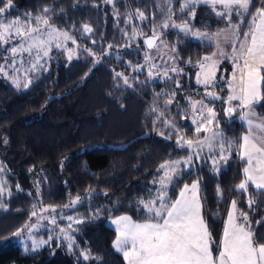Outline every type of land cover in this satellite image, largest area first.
I'll use <instances>...</instances> for the list:
<instances>
[{"label":"trees","instance_id":"obj_1","mask_svg":"<svg viewBox=\"0 0 264 264\" xmlns=\"http://www.w3.org/2000/svg\"><path fill=\"white\" fill-rule=\"evenodd\" d=\"M179 2L174 0L173 7L178 8ZM257 2L253 0L252 10ZM14 3L16 10L10 18L28 13L37 16L43 8L53 9L51 23L59 31L68 32L76 43L69 39L59 50L51 46L47 71L29 73L32 84L27 89L16 88L10 79L0 75V163L7 169L3 178L12 192L11 197H5L6 210H0V221L12 219L16 223L8 235L0 238V264H85L82 259L78 262L77 254L70 253L66 246L57 247L56 241L35 254L25 252L12 235L28 220L34 205L38 214L48 206L59 210L77 195L85 197V202L76 209H66L68 214L77 210L85 213L97 206L119 209L81 226L77 234L80 248L89 247L93 255L102 258L87 264H124L111 247L114 231L106 222L120 214L142 219L143 213L135 211L136 201L147 198L150 188L154 190L152 180L160 175L159 165L187 155L186 150L176 147L175 135L165 139L158 134L161 131L165 136L168 134L161 121L174 117L182 133L187 138L192 135L187 119L175 115V105L153 127L166 99L163 96L158 99L156 94L175 89L176 85L166 79L150 80L144 68L139 72L134 70L141 65L146 52H153L145 49L144 39L151 35L152 20L157 24L163 20L161 0H113L112 4L106 0H14ZM137 8L148 19L141 22L133 15L131 24L126 25L127 13L134 14ZM195 21L200 30L211 31L219 26L210 22L219 20L203 5L198 8ZM85 24L91 32H84ZM134 25L146 35L138 33L132 39ZM165 36L170 46H177L184 61L181 65L187 73L181 77L184 88L198 89L199 95L194 99L203 98V89L195 84L196 69L192 65L201 55L211 52L212 44L193 40L171 28ZM67 48L76 51L71 61L67 58ZM85 49H91L94 55ZM0 54L6 55L4 47H0ZM4 55H0V64ZM95 60L100 63H94ZM116 72L127 75L133 86H126L122 79L115 81ZM177 92V100L182 104L185 95H193ZM215 107L221 111V102L216 101ZM257 112L264 114V106H257ZM219 119L227 136L237 138V118L220 115ZM5 138L6 145L2 143ZM196 171L202 177L204 213L213 237L217 236L225 201L235 199L238 208L248 212L260 240H264V221L259 226L255 224L264 217V194L250 186L247 193L236 191L240 172L235 154L219 174L212 173L207 165ZM192 178L195 173L193 177L185 174L186 182ZM17 185L22 191L17 190ZM217 186L222 189V197L217 195ZM177 192L178 188L170 191V195L175 197ZM250 198L258 201L254 211L247 205ZM44 235L43 232L41 236Z\"/></svg>","mask_w":264,"mask_h":264},{"label":"snow or ice","instance_id":"obj_2","mask_svg":"<svg viewBox=\"0 0 264 264\" xmlns=\"http://www.w3.org/2000/svg\"><path fill=\"white\" fill-rule=\"evenodd\" d=\"M106 3L112 4L113 0H106ZM173 4L174 0H161L163 20L157 24L153 19L151 35L144 39L148 49H156L162 57H167L165 66L153 63L154 57L146 53L145 64L134 70L142 71L146 65L148 78L158 76L176 85L175 89L156 94L158 99L161 96L166 99L164 109L153 121V127L175 105V115L181 119H188L190 111L195 136L187 138L174 117L161 121L168 129V134L165 136L162 131L158 134L165 139L175 135L176 147L186 150L187 155L166 160L159 165L157 171L161 174L152 180L154 190L150 188L147 198L136 201L135 211L143 213L142 219H134L128 214L111 218L116 233L112 247L122 253L126 264H264V240H260L248 212L241 211L235 199L230 202L220 241L216 243L204 213L202 177L196 171L202 170V166L207 164L213 173L219 174L235 154L245 165L242 169L244 178L236 185V191L247 193L251 184L264 194V114L257 112V106H264V0L254 11L253 0H180L178 8L173 7ZM202 5L209 7L211 13L219 17L225 26L215 32L197 28L195 18ZM15 10L14 0H0V47H4L6 53L0 54L4 55L0 75L10 79L16 88L27 89L32 84L29 73L47 71L51 46L54 44L59 50L64 41L72 38L68 32L59 31L51 23L53 9L43 8L39 16L28 13L23 16V20L20 16L10 18ZM133 15L141 22L148 19L137 8L134 14L127 13L124 21L126 25L131 24ZM174 16L177 19H173ZM170 28L184 36L207 40L216 49L192 65L196 69L195 84L203 89V98L194 99L195 95H199L198 89H192L191 86L185 89L181 82V77L187 73L181 66L184 61L179 56L177 46H170L165 36ZM91 31L85 24L84 32ZM138 33L146 35L143 29L134 25L131 38H136ZM125 35L128 36V32ZM72 43H76L75 39H72ZM165 49L167 51H163ZM66 51L71 61L76 51L72 48ZM85 51L94 55L91 49ZM22 53L29 54L28 61L18 60ZM225 62L231 64L230 73L222 68ZM24 63H29L30 67L24 68L21 75ZM94 63L100 61L95 60ZM188 63L191 64V60ZM113 78L115 81L122 79L128 87L133 86L123 73L116 72ZM177 90L193 95H185V103L182 104L177 100ZM216 101L221 102V111H217ZM220 115L229 119L238 117L246 127L245 133L239 138H229L220 127ZM201 133L204 135L201 136ZM2 143L6 145L8 140L5 138ZM6 171V167L0 163V209L5 210V197L12 195L8 182L3 178ZM194 173L195 178L186 182L185 174L193 177ZM16 187L22 191L19 185ZM177 188L175 197L170 195V191ZM36 189V195L39 196V182ZM217 195L222 197L219 186ZM84 202L85 197L77 195L59 210L54 206L43 207L41 214H38L34 205L28 220L12 235L16 238L25 237L22 241L25 252L35 254L56 241L57 247L66 246L70 253L77 254L78 262L81 259L85 264L93 260L101 261L102 258L93 255L89 247L80 248L77 234L82 225L98 219L103 213L119 209L115 206L103 209L97 206L87 209L85 213L77 210L74 214H68L65 211L76 209L77 205H83ZM257 203L254 199H248L249 210L254 211L253 206ZM262 221L264 217L256 220L255 224L259 226ZM41 228L47 229L46 239L36 238Z\"/></svg>","mask_w":264,"mask_h":264},{"label":"rangeland","instance_id":"obj_3","mask_svg":"<svg viewBox=\"0 0 264 264\" xmlns=\"http://www.w3.org/2000/svg\"><path fill=\"white\" fill-rule=\"evenodd\" d=\"M260 4H261V0H258V2H257V4H256V7H259L260 6ZM253 11H254V9H253ZM39 15H41V14H39ZM39 15H37V16H39ZM21 17V19L23 20V16H20ZM214 17L216 18V19H218L219 20V22H217V21H210V22H214V23H216V24H218L219 26L218 27H216V28H214L213 30H211V31H209V32H215V31H217V29L218 28H223L225 25H224V23L220 20V18L219 17H216L215 15H214ZM216 24H214V26H217ZM33 27L35 26V25H32ZM202 31H208V30H202ZM188 37H191V36H188ZM193 40H202V39H197V38H194V37H191ZM61 39H63V38H61ZM66 41H64V43H65ZM64 43H63V45H62V48L64 47ZM157 43H159V42H157ZM52 46H54L55 47V45L53 44ZM150 50V49H149ZM153 52L152 53H149V52H146L148 55H150V56H152V57H154V59H153V63H155L156 65H158V66H165V60L167 59V57H162L158 52H157V50L156 49H151ZM163 51H167L166 49L165 50H163ZM213 51H216V49H215V47L212 45V50H211V52H213ZM210 52V53H211ZM210 53H208V54H210ZM202 56H204V55H201V57ZM28 59H29V54L28 53H22L20 56H18V60H24V61H28ZM145 64V60H143V62L141 63V65H144ZM18 67H20V65H18ZM28 67H30V64L29 63H24L23 64V66L21 67V72H20V74L21 75H23V69L24 68H28ZM222 68H226L227 69V71H228V73H230L231 72V64L230 63H228V62H225L224 63V65H222ZM144 69H145V71L148 73V67L145 65V67H144ZM220 73H218V75H219ZM225 74H227V73H225ZM11 75H12V73H11ZM150 80H152V81H156V82H160V81H162L163 79H161L160 77H154V78H149ZM225 95H226V91H225V93H224ZM190 117H191V113H190V111H189V118L187 119V121H188V124H189V126H190V128H191V130H192V135H191V137H189V138H194V136H195V132H194V126L191 124V122H190ZM237 118V121H238V124H239V131H238V136H237V138H239L242 134H244L245 133V131H246V127H245V125L243 124V122H241L239 119H238V117H236ZM204 134L203 133H201V136H203ZM236 156V155H235ZM239 161V172H240V181L238 182V184L242 181V179L244 178L243 177V173H242V169H243V167L245 166L244 165V163L243 162H241L240 160H239V158L236 156V161ZM207 165V164H206ZM208 166V168L210 169V166L209 165H207ZM213 173V172H212ZM161 174V173H160ZM158 177V176H157ZM237 184V185H238ZM250 187H252L254 190H256L255 188H254V186H252L251 184L249 185ZM235 189H236V187H235ZM178 193V192H177ZM230 202H231V200H226L225 201V204H224V207H223V210H222V213H221V215H220V219H219V227H218V232H217V236H216V238H214L215 240H216V243L218 244L219 243V241H220V238H221V235H222V229H223V224H224V221L226 220V216H227V211H228V209H229V207H230ZM1 210V209H0ZM15 225H16V223H15V220H12V219H5V220H1L0 221V238H2V237H4V236H6V235H8V233H10V231L12 230V228H14L15 227ZM106 225L108 226V227H110L111 229H113V231H114V238H113V240H112V243H113V241H114V239H115V235H116V233H115V226L111 223V218L110 219H108V221L106 222ZM61 226H63V224L61 225ZM44 232V236H41V234ZM47 238V229L46 228H41L40 229V231L38 232V233H36V238L37 239H40V238ZM18 239V240H17ZM15 240H17V241H15V242H17V245L21 248V249H24V244L22 243V241H24L25 240V237H20V238H16ZM112 243H111V247H112ZM213 248H214V251H215V245L213 246ZM112 249L114 250V248L112 247ZM115 251V250H114ZM30 253H32L31 251H29ZM116 253H118L120 256H121V258H122V260H123V262H124V264H126V262L124 261V258H123V255H122V253H119V252H117V251H115Z\"/></svg>","mask_w":264,"mask_h":264},{"label":"water","instance_id":"obj_4","mask_svg":"<svg viewBox=\"0 0 264 264\" xmlns=\"http://www.w3.org/2000/svg\"><path fill=\"white\" fill-rule=\"evenodd\" d=\"M144 46H145V49H148L147 46H146L145 44H144Z\"/></svg>","mask_w":264,"mask_h":264}]
</instances>
